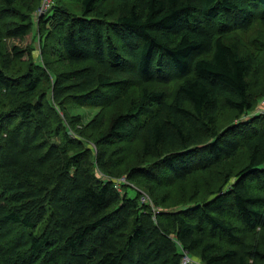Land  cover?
<instances>
[{"label":"trees","instance_id":"16d2710c","mask_svg":"<svg viewBox=\"0 0 264 264\" xmlns=\"http://www.w3.org/2000/svg\"><path fill=\"white\" fill-rule=\"evenodd\" d=\"M110 1L79 0V12L55 2L43 20L53 64L32 59L24 69V52L2 41L33 22L21 0H0V14L20 17L0 26V264H184L185 255L264 264V244L240 235L264 232V115L219 127L225 107L239 118L255 107L253 60L226 35L264 20V0H114L108 19ZM176 75L170 100L152 82ZM71 100L110 108L95 135L64 119L59 108ZM133 137L153 161L127 176L153 198L164 178L187 181L245 150L249 163L228 171L213 197L175 209L154 199L160 209L98 170L109 148Z\"/></svg>","mask_w":264,"mask_h":264},{"label":"rangeland","instance_id":"374dc122","mask_svg":"<svg viewBox=\"0 0 264 264\" xmlns=\"http://www.w3.org/2000/svg\"><path fill=\"white\" fill-rule=\"evenodd\" d=\"M55 2L62 7H68L74 12H79V0H51L50 8L46 12L41 11V6L47 5V0H21L18 6L21 11L26 13L33 22V28L24 37H5L2 41V47L4 51H12L15 47L22 50L25 56L20 59L17 64L18 66L28 68L29 61L32 59L39 61L43 65L47 62L53 64L54 57L49 56L46 53V42L48 36V27L43 25L50 13H53L55 9ZM116 2L110 1L105 5L104 13L106 18L115 19V6ZM19 15L13 11H7L6 13L0 14V26L8 27L19 22ZM227 40H234L240 47L241 53L253 60V65L257 71V76L251 78V94L255 100V107L244 114L242 117H238L235 111L225 107L219 117L220 129H225L230 125H234L236 122L253 121L259 116L264 115V20H256L248 29L236 30L226 35ZM49 50V48H48ZM205 55V54H200ZM56 61V59H55ZM55 66H58L59 70H67V66H60L55 62ZM85 65H88L87 63ZM128 77L129 75H124ZM173 76V75H172ZM183 79L179 75L172 77V80L152 82L153 86L157 89L166 91L167 97L171 100L178 90ZM151 83V84H152ZM144 83L133 84L131 91H138ZM136 95V93H134ZM52 95H50L51 97ZM4 99L0 96V107L1 101ZM60 111L63 114L64 119L69 125L71 124L74 129L82 131L85 135H95L96 133V119L104 114L110 115V108H106L96 104H81L75 100H71L65 103L64 108L61 107ZM146 116L144 114L141 120ZM144 131H141L142 135ZM86 137V136H85ZM92 139V138H91ZM89 141L95 152L99 151V147L93 140ZM107 165L105 168H98L100 172L115 175L116 181L126 179L124 183L129 189L131 195L138 194L141 197L147 196L152 206L162 209V206L157 205L154 199L168 200L167 204L163 207H169V209H175L178 206L189 203L192 200H204L213 191L219 189L226 179L228 171H233V174L241 170L244 166L249 163V155L245 150L239 154L237 158L230 161V163L220 167L209 170H198L193 174L187 181H175L170 178H164L165 183L161 185L154 198L151 196L147 187L144 188L141 185L136 184L128 179L129 170L132 167L140 166L143 164L150 165L153 159L145 155L143 151V140L142 138H130L125 141L115 143L113 147L108 149ZM214 196V195H213ZM212 196V197H213ZM164 202V201H162ZM161 202V203H162ZM167 210V209H166ZM241 238L246 242H253L259 240L264 244V232L257 230L255 232H247L244 229L241 232ZM200 261L199 259H196ZM201 262V261H200Z\"/></svg>","mask_w":264,"mask_h":264},{"label":"built area","instance_id":"2783aa9c","mask_svg":"<svg viewBox=\"0 0 264 264\" xmlns=\"http://www.w3.org/2000/svg\"><path fill=\"white\" fill-rule=\"evenodd\" d=\"M50 3H51V0H47V5L45 6V5H43V6H41V11L43 12H46L49 8H50ZM127 180L126 179H122V180H120V181H116V183L118 184V186L119 187H121V185L122 184H124L125 182H126ZM142 201L144 202V203H150L151 204V202L149 201V199L147 198V196H143V198H142ZM152 205V204H151ZM159 211V210H158ZM183 263L184 264H204V263H202V262H200V261H197L196 259H194V258H192L191 256H189V255H185L184 257H183Z\"/></svg>","mask_w":264,"mask_h":264}]
</instances>
